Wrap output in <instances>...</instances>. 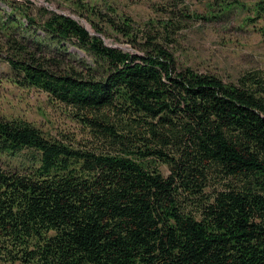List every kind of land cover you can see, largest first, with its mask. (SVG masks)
Segmentation results:
<instances>
[{
  "label": "trees",
  "instance_id": "obj_1",
  "mask_svg": "<svg viewBox=\"0 0 264 264\" xmlns=\"http://www.w3.org/2000/svg\"><path fill=\"white\" fill-rule=\"evenodd\" d=\"M68 1L92 33L44 6L31 14V0H0L9 80L72 109L89 133L50 137L0 116V263L264 264V72L231 83L179 66L185 15L139 25ZM215 4L223 14L234 2ZM112 32L131 49L107 45Z\"/></svg>",
  "mask_w": 264,
  "mask_h": 264
},
{
  "label": "rangeland",
  "instance_id": "obj_2",
  "mask_svg": "<svg viewBox=\"0 0 264 264\" xmlns=\"http://www.w3.org/2000/svg\"><path fill=\"white\" fill-rule=\"evenodd\" d=\"M24 1V0H13ZM31 14L38 7L69 15L84 27L91 28L88 20L74 12L68 0H31ZM80 1V0H77ZM103 14L111 13L130 16L136 24L158 19L164 10L185 15L183 26L176 35L174 55L179 66H189L196 71L212 73L225 82H236L237 78L249 71L264 72V13L254 19L253 3L258 0H233L234 5L223 14H218V6L209 8L212 0H81ZM109 6L111 10L107 8ZM5 11L9 7L0 2ZM36 8V9H35ZM171 9V10H168ZM211 10H213L211 12ZM172 16L169 12L166 15ZM80 18V19H79ZM93 19L92 17H90ZM100 26L98 19H94ZM253 20V21H252ZM105 32L111 30L105 26ZM107 45H118L130 50L129 44L116 41L111 35H101ZM100 36V37H101ZM67 52L73 59L92 63L91 57L74 44L65 43ZM0 52V116L22 119L39 128L46 136L89 138L88 130L75 118L74 111L64 105L54 103L48 95L33 87H19L9 80L10 68L2 60ZM163 175L169 173L166 164L158 163ZM6 264V263H0ZM17 264V263H16Z\"/></svg>",
  "mask_w": 264,
  "mask_h": 264
},
{
  "label": "water",
  "instance_id": "obj_3",
  "mask_svg": "<svg viewBox=\"0 0 264 264\" xmlns=\"http://www.w3.org/2000/svg\"><path fill=\"white\" fill-rule=\"evenodd\" d=\"M86 28V27H85ZM87 30H89L88 28H86Z\"/></svg>",
  "mask_w": 264,
  "mask_h": 264
}]
</instances>
